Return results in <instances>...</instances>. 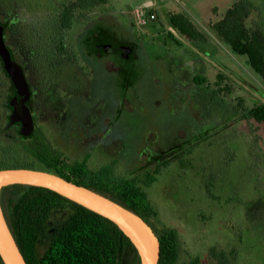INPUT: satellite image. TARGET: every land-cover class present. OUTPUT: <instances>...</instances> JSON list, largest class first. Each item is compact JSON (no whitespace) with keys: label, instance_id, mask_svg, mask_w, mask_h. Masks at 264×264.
I'll return each mask as SVG.
<instances>
[{"label":"rangeland","instance_id":"374dc122","mask_svg":"<svg viewBox=\"0 0 264 264\" xmlns=\"http://www.w3.org/2000/svg\"><path fill=\"white\" fill-rule=\"evenodd\" d=\"M26 1L30 14H39V10L46 6L40 7L46 0H0V20L7 17L8 8H23ZM159 1L161 3L155 11L156 21L148 22L141 28L142 37L159 46L163 39H168L167 49L164 46L160 49L164 54L177 55L171 59L172 65L178 69H174V74L182 75L187 86H192L194 74L206 75L210 83L220 76L219 86H226L229 91L222 90L219 94L221 107L214 116L217 123L206 124L205 128L196 129L187 137L176 138L186 125L194 126L197 119L203 120L206 116H200L195 110L197 96L189 100L186 89L179 97L176 96L175 86L172 91L168 90L165 85L170 79L160 72L159 77L165 81L158 77L160 84L157 90L148 95L155 100H162L163 97L169 100L162 104L169 112L162 116L166 127L140 128L139 131L133 123L132 128L119 130L123 137L121 142L110 140L104 143L105 148L88 149V152L86 141L77 145L57 139L54 146L71 160H80L82 153H88L91 169L120 158L117 171L122 175L136 172L150 158L149 151L170 150L175 146L174 153L180 157L183 169L177 164L170 165L146 192L160 221L176 229L180 236V264H187L195 257L203 264H217L214 254L223 255L224 259L218 257L223 264H264V124L240 121L234 116L235 103H242L244 108L264 103V80L249 68L245 57L232 54L209 28L237 0ZM246 1L253 5L251 14L254 21L264 28V0ZM139 2L108 0L109 18L116 21V15L126 16ZM173 11L187 15L206 36L205 41L194 45L175 33L167 23V15ZM251 24L252 21L247 20L246 25L250 27ZM167 32L168 36L173 32L172 36L182 46L173 43ZM156 67L158 72L163 64L159 63ZM192 69H196L193 75ZM4 85L0 83V93ZM137 107L144 108V102L139 100ZM229 107L231 110H228ZM130 109L131 106L126 104V110ZM3 119L0 110V128ZM149 133L152 135L147 137L146 143L143 142L142 136ZM175 138L176 142L170 141ZM0 143L11 146L14 152L24 153L27 149V145L12 144L3 136H0ZM35 169L43 170L38 166Z\"/></svg>","mask_w":264,"mask_h":264},{"label":"flooded vegetation","instance_id":"af4514ba","mask_svg":"<svg viewBox=\"0 0 264 264\" xmlns=\"http://www.w3.org/2000/svg\"><path fill=\"white\" fill-rule=\"evenodd\" d=\"M60 2L42 1L40 7L46 6L39 10V14L27 12V1L23 8H8V34L3 33V40L28 87L29 96L25 105L30 112L33 129L28 137L18 135L21 123L12 121L15 93L0 63V83L5 84L0 101L8 99V112L4 107L2 109L4 123L0 136L12 144L27 145V149L44 144L49 150L58 152L61 151L54 146L57 139L72 141L77 145L86 141L88 152V149L105 148L104 143L110 140L121 142L123 137L119 130L132 128L133 123L139 131L140 128L166 127V120L162 116L169 112L162 104L169 100L164 97L161 101L155 100L148 95L157 90L159 78L162 79L160 72L170 79L165 85L168 90L172 91L175 86L176 96L179 97L185 89L189 100L197 96L195 110L199 111L200 116L207 117L197 119L194 126L186 125L176 138L187 137L196 129L205 128L206 124L217 123L214 116L221 107L219 94L222 90L229 91V88L219 86L218 76L217 81L210 83L206 75L194 74L196 69L191 70L194 74L192 86H187L182 75L174 74V69H178L172 65L171 59L177 55L164 54L160 49L162 46L167 49L168 39H163L161 46L151 40L146 41L147 37L139 34L134 11L129 10L126 16L116 15V21H113L105 4L93 11L74 15L69 26H64L59 21ZM168 37L176 45L182 46L180 42L173 41L172 35ZM159 63L163 64V68L157 72ZM198 69L200 71V67ZM139 100L144 102V108L137 107ZM126 104L131 106L130 111L126 110ZM248 109L242 103H235L234 116L240 121H252L245 118L244 111ZM6 114L8 128L4 129ZM149 135L152 133L144 137L141 135L143 142H147ZM176 138L170 141L176 142ZM156 153L149 151V157ZM81 155L80 160H70L80 162L87 159L89 167V154ZM116 161L119 164L120 158ZM108 165L89 169L94 171ZM37 166L42 169V166Z\"/></svg>","mask_w":264,"mask_h":264},{"label":"trees","instance_id":"16d2710c","mask_svg":"<svg viewBox=\"0 0 264 264\" xmlns=\"http://www.w3.org/2000/svg\"><path fill=\"white\" fill-rule=\"evenodd\" d=\"M107 2L61 0L59 21L69 26L74 15L93 11ZM252 11L249 1L237 0L209 28L232 54L245 57L249 68L264 80V28L256 21L250 27L246 25ZM167 23L194 45L205 41L206 36L182 12L169 13ZM0 25L3 33L8 34V14L0 20ZM172 39L178 43L174 37ZM218 79L221 81L219 75ZM3 107L8 112V99L1 100V111ZM244 112L247 120L264 124V103H257ZM5 121L4 129H7L8 114ZM31 132L22 135L19 129L18 135L25 138ZM174 147L153 154L136 172L122 175L117 171L120 165L117 161L93 171L87 159L71 161L44 144L34 145L21 153L0 143V170L33 169L40 165L45 171L111 199L152 228L160 244L158 264H180V236L176 229L160 221L146 192L171 164L183 167ZM0 207L26 264H140L136 249L115 224L49 189L25 184L4 186L0 190ZM213 257L217 264H223L218 261L224 259L223 255L214 254ZM0 264H3L1 259ZM187 264L203 263L195 257Z\"/></svg>","mask_w":264,"mask_h":264},{"label":"water","instance_id":"95a60500","mask_svg":"<svg viewBox=\"0 0 264 264\" xmlns=\"http://www.w3.org/2000/svg\"><path fill=\"white\" fill-rule=\"evenodd\" d=\"M0 63L5 76L11 80L14 89L12 121L21 123V134L32 130V119L25 101L29 96L28 87L21 69L11 60L3 40L0 25ZM10 184H25L49 189L68 200L108 219L129 239L137 251L140 264H158L160 244L152 228L138 215L115 203L111 199L66 181L54 172L40 169L0 170V190ZM0 259L3 264H26L6 224L0 207Z\"/></svg>","mask_w":264,"mask_h":264},{"label":"built area","instance_id":"2783aa9c","mask_svg":"<svg viewBox=\"0 0 264 264\" xmlns=\"http://www.w3.org/2000/svg\"><path fill=\"white\" fill-rule=\"evenodd\" d=\"M154 8L155 4L148 2L140 4L134 9V20L138 28L144 27L148 22L155 21Z\"/></svg>","mask_w":264,"mask_h":264},{"label":"crops","instance_id":"0c3cea01","mask_svg":"<svg viewBox=\"0 0 264 264\" xmlns=\"http://www.w3.org/2000/svg\"><path fill=\"white\" fill-rule=\"evenodd\" d=\"M140 2L139 3H135V5L132 7V12L134 11V9L137 7V6H139L140 4H144V3H148V2H152V3H154L155 4V8H154V10H153V12H154V14L156 13L155 11L158 9V7H159V4L161 3L159 0H158V2L156 1V0H139ZM252 22L254 21V18H253V16H252V14H251V16H250V18H249ZM156 21V20H155ZM257 23H259V22H257ZM263 27V26H262ZM143 28V27H142ZM140 30H141V28H140ZM139 30V31H140ZM171 33V35H174L173 34V32H170ZM139 34H140V36H144V34H143V32H139ZM172 37H175V36H172Z\"/></svg>","mask_w":264,"mask_h":264}]
</instances>
